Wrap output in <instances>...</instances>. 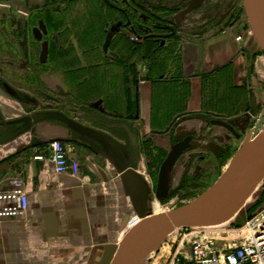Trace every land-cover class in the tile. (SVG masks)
Segmentation results:
<instances>
[{"label": "crops", "instance_id": "obj_1", "mask_svg": "<svg viewBox=\"0 0 264 264\" xmlns=\"http://www.w3.org/2000/svg\"><path fill=\"white\" fill-rule=\"evenodd\" d=\"M73 11L72 25L57 26L64 39L43 46L37 62L43 74L31 71L42 86L38 88L49 91L46 106L40 108L33 97L24 101L13 96L0 85V191L12 189V181L22 178L29 194L23 215L0 219V264H85L88 258L110 264L123 225L135 213L126 178L98 137L53 115L40 117L20 133L23 118L65 115L108 141L124 166L150 177V168H158L153 160L151 164L152 154L159 161L166 158L169 141L188 139L183 153L189 147L195 155L219 153L207 139L208 131L220 127L213 120L250 114L251 96L254 106L264 98V52L253 54L258 45L251 43V36L236 40L249 27L242 15L228 27L182 34L165 43L133 40L135 34L129 31L115 35L105 49L117 14L102 8L95 17L101 23L95 25L85 19L87 10L78 15ZM201 38L202 57L196 42ZM231 87L239 97L234 105L224 100ZM55 140L80 162L81 176L56 172L50 159ZM222 159L227 158L218 157ZM134 181L140 192L141 182Z\"/></svg>", "mask_w": 264, "mask_h": 264}, {"label": "rangeland", "instance_id": "obj_2", "mask_svg": "<svg viewBox=\"0 0 264 264\" xmlns=\"http://www.w3.org/2000/svg\"><path fill=\"white\" fill-rule=\"evenodd\" d=\"M182 1L185 5H187L188 3L193 4V6L191 7L193 8V10H191V8H186L182 13L186 14L187 12L191 11L188 16H183L184 21L188 23L191 22L192 26L195 27L193 30H189V28H187L188 33L190 34L211 33L219 27L215 22L216 20H211V17L209 18V14L211 13L210 10L212 8H214L212 12H216L217 16L218 13L225 12L226 9L232 8L234 13H236V16L239 17L240 15H242L244 17V22H246V26H249L243 6L244 0ZM98 4L96 2H93L92 0H75V2L73 1V3L70 4V7H68L71 12L69 14L66 13L65 17L70 23L75 22V11L73 10L76 8V14L78 15V11L82 12V10L84 9L89 12L88 16L85 18L88 19L89 24L95 22V25H99V23L101 22L100 20L98 21V19H96L95 17L100 16L102 8H106L107 10L109 8L104 4L103 7ZM66 5V2L64 3L63 0H0V85L2 87H6L13 94V96H17L24 101L32 97L35 100L39 99L38 101L40 108L46 106V95L49 94V91L44 87V89L42 90L45 94L44 96L43 92L38 88L39 86L42 87L40 82H35L36 77L33 76V73L31 74V71L33 72V69H37L39 72H41V74H43V68L38 67L41 66V64H38L37 62H39L41 59L44 50L43 46L46 47L47 39L40 42V44L35 45V48L31 49L33 53L30 56L28 53H25V50H23L22 47L24 46V42H28V40H31L32 42V38L36 36L37 33L48 35L49 27L47 26L46 22L48 20V12L52 8H59L63 10L65 9ZM36 9L42 10V13H40L42 16L35 17L32 14ZM135 17L137 22L143 23V21H145L146 26H149L150 24H156L155 22L149 21L146 13L141 12L139 13V15L136 14ZM240 19L241 18H239V20ZM27 23L29 24V26ZM75 27H77V25H75ZM73 29L75 28L73 27ZM57 30L60 29L58 28ZM132 32L138 39V35H144L146 31L142 29H134L132 30ZM93 35L94 30L92 29V37ZM75 37L77 38L78 36ZM40 100L42 101V103L40 102ZM254 107V109L250 108V114L247 113V115L249 116V120H247L246 122L247 125L245 129L242 130V138L239 140L235 139V135L233 133H227V136L222 139V137L220 136L222 134V125H220V127L217 125L213 127L212 119L208 117L207 123L208 125L211 124L213 129L208 131L207 139H210V141L219 148L217 150L219 151V153L208 151L207 154L195 155L193 153L192 147H189L179 157L177 163L175 164L170 184L164 193L158 190V181L160 167L165 158L159 161L155 159L153 153L151 157V164L153 162L157 163L155 167H158V173L156 176H153V174H151L152 179L150 177L144 176L146 179H149L148 186L139 187L142 196L146 199L147 210L153 214H160L163 212L171 211L191 202L196 197L201 195L204 191H206L210 186H212L228 167L234 156L238 153L239 149L242 146V142L245 139V134L247 133V131H254V128L256 127V132H260L264 128V118L258 121L262 109L264 110V98L263 100H259L258 104ZM254 110L255 112H253ZM242 118L244 119V117ZM0 124H2L1 121ZM208 125L205 127V129L208 127ZM158 143H162L165 146V142L160 141ZM177 143L178 142L170 144L169 141L170 146H165L168 149L167 154ZM225 150H229L230 152L229 154L225 153V158L227 159L218 161V157L221 156L223 154L222 152H225ZM167 154H165V157L167 156ZM202 156L203 159L201 158ZM147 160H149L148 157ZM155 160H157L158 162H155ZM186 167H188L187 170ZM194 167H199L198 171H196L197 169H195ZM150 169L152 173L155 171L157 172L155 168ZM263 209L264 181L255 189V191L247 200L246 204L235 214L232 219L223 224L216 225V227L224 228L226 226H240L244 224L245 221L255 217ZM135 215L136 212L130 218ZM176 234H178V232L169 236L164 243H161L157 248H155L152 253L145 257L143 260V264L169 263V260L166 261V258L164 256H169V245L170 243L172 244V240H174V236ZM161 250L163 251L162 254H160ZM85 264H101V262H98L97 258H88L86 259Z\"/></svg>", "mask_w": 264, "mask_h": 264}, {"label": "water", "instance_id": "obj_3", "mask_svg": "<svg viewBox=\"0 0 264 264\" xmlns=\"http://www.w3.org/2000/svg\"><path fill=\"white\" fill-rule=\"evenodd\" d=\"M243 6L249 26L253 31L250 41L258 45V49L253 54L264 52V0H244ZM229 25L230 23H226L225 27ZM121 26L122 22H118L110 27L104 44L105 49L109 47L114 36L120 32ZM196 42L199 45L200 56L202 57L205 39L201 38ZM250 101V108L254 109L253 95ZM51 115L67 122L83 133L98 137L102 144L112 151L113 159L119 166L123 177L126 178L128 192L139 221L129 229H127L128 220L124 223L123 231L125 232L110 264H143L144 258L161 243H164L176 229L181 227L216 226L229 221L246 204L251 194L264 180L263 128L256 135L254 131L250 130L238 153L222 175L201 195L171 211L153 214L147 210L146 199L142 196L141 191H138L134 178L141 182L142 186H148V182L141 175L136 174L133 169L124 166L116 157L114 147L95 131L65 115L36 113L22 119L24 126L20 133H25L31 122H36L40 117ZM263 116L264 110L261 112L260 118ZM213 122L228 126V123L223 120L217 119ZM3 142L4 140H1V143ZM187 142L188 139L178 142L164 159L159 171L158 190L160 192L164 193L167 190L172 171Z\"/></svg>", "mask_w": 264, "mask_h": 264}, {"label": "built area", "instance_id": "obj_4", "mask_svg": "<svg viewBox=\"0 0 264 264\" xmlns=\"http://www.w3.org/2000/svg\"><path fill=\"white\" fill-rule=\"evenodd\" d=\"M252 35V29L246 27L237 34L236 40L244 41L245 36ZM255 128L256 135L259 132ZM50 148V159L57 173L82 175L80 162L69 156L62 141H53ZM37 158L42 159L43 156ZM12 184V189L0 191V219L19 217L29 207L24 180L17 178ZM136 217L133 216L128 225H135L139 221ZM177 232L169 245V256H164L166 261L169 260L167 264H264V209L240 226L181 227L172 234Z\"/></svg>", "mask_w": 264, "mask_h": 264}, {"label": "flooded vegetation", "instance_id": "obj_5", "mask_svg": "<svg viewBox=\"0 0 264 264\" xmlns=\"http://www.w3.org/2000/svg\"><path fill=\"white\" fill-rule=\"evenodd\" d=\"M64 3L66 2V7L65 9H51L48 12V20L47 26L49 27L48 30V35H43L40 33H37L36 36L32 38L28 42H24V46L22 47L23 50H25V53L29 54V56L33 53L31 49L35 48V45L40 44V42L44 41L47 39V44L51 46V42H59L60 40L64 39V31L57 30L58 24H63L65 23V26L67 24L70 26L69 21H67V18L65 17L66 13H70L71 10L68 9L70 7V4L75 2V0H63ZM77 1V0H76ZM97 2L100 5H105L106 7L109 8V10L115 12L117 14L116 20L113 21L111 26L114 23L122 22V26L120 29V32L118 34H126V32L132 31L134 29L138 30H145L144 35H138V39L141 37H144L146 39L151 38L158 40L159 43H165L166 40L172 37H180L182 34H187L191 35L188 33L187 28L189 30H193L195 27L192 26L191 22L188 23L183 20L185 16H188L189 12L186 14H182L184 12V9H189L193 6V4H183L182 0H97ZM193 10V8H191ZM214 8L210 10L209 18L212 20H216L215 22L219 27H224L226 23H230V25L234 24L237 22V16L236 13L232 10V8L226 9L225 12H220L218 13H213L212 11ZM146 13L147 17L149 18V21L155 22L156 24H150L149 26L145 25V21L143 23L137 22L135 19V15H139V13ZM40 13H42L41 9H36L32 13L35 17L42 16ZM39 14V15H38ZM37 15V16H36ZM213 15V16H212ZM184 16V17H183ZM217 16V17H216ZM42 18V17H41ZM28 24V23H27ZM37 25V24H35ZM29 26V24H28ZM110 26V27H111ZM35 27V26H33ZM146 27V29H145ZM191 32V31H190ZM198 33V32H197ZM193 34V33H192ZM34 35V34H33ZM136 37L133 39L135 40ZM137 39V40H138ZM29 49V52H28ZM31 58V57H30ZM251 104L249 103L248 108L250 109ZM263 112V109L262 111ZM247 111L243 112L241 114V117L238 119H233L230 121L225 119L226 122L228 123V126H221L222 134L220 135L223 138H225L227 133H233L235 135V139L239 140L242 138V130L245 129L246 127V122L249 120V116L247 115ZM261 114V113H260ZM244 117V119L242 118ZM263 117H261L262 120ZM250 133V130L247 131L245 134V137ZM166 139V138H163ZM172 139H174L172 137ZM169 140H171V137H169ZM222 156L225 157V153H230L229 150H225V152H222ZM203 159V156L201 157ZM188 167H186L187 170ZM195 168V167H194ZM193 168V169H194ZM198 168L196 171H198ZM174 169L172 171L173 175ZM158 173L157 172H151L150 173V178L152 179V175L156 176ZM171 175V176H172Z\"/></svg>", "mask_w": 264, "mask_h": 264}, {"label": "trees", "instance_id": "obj_6", "mask_svg": "<svg viewBox=\"0 0 264 264\" xmlns=\"http://www.w3.org/2000/svg\"><path fill=\"white\" fill-rule=\"evenodd\" d=\"M224 100L226 101L228 105L229 104L234 105L237 102V100H239V97H237L236 92L234 91L233 87L227 90V94Z\"/></svg>", "mask_w": 264, "mask_h": 264}, {"label": "bare ground", "instance_id": "obj_7", "mask_svg": "<svg viewBox=\"0 0 264 264\" xmlns=\"http://www.w3.org/2000/svg\"><path fill=\"white\" fill-rule=\"evenodd\" d=\"M137 218H138V220H139V217H138V216L136 217V219H137ZM137 222H138V221H137ZM137 222H136L135 224H137ZM127 225H128V224H127ZM131 227H132V225L130 224V225H128L127 229H129V228H131ZM127 229H126V230H127Z\"/></svg>", "mask_w": 264, "mask_h": 264}]
</instances>
